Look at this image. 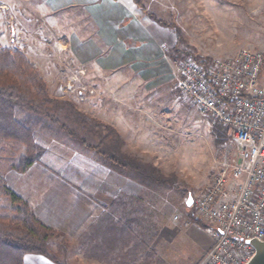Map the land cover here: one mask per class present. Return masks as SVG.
<instances>
[{
	"label": "crops",
	"instance_id": "0c3cea01",
	"mask_svg": "<svg viewBox=\"0 0 264 264\" xmlns=\"http://www.w3.org/2000/svg\"><path fill=\"white\" fill-rule=\"evenodd\" d=\"M19 1L29 4H16L12 11L7 4L11 0H0V39H10L12 20L31 22L28 18L32 14L24 13H28V5L46 19L60 11L79 9L81 28L84 25L91 33L73 35L69 42L59 44V52L72 63L81 64L83 83L94 93L78 91L73 101L80 103L83 113L110 125L124 142L122 150L144 163L161 165L159 159L168 142L164 130L169 132L172 117L168 108L156 112L155 104L161 101L159 93L165 83L173 80L176 64L162 51L167 42L162 28L140 12L133 0ZM46 83L49 88L58 87L55 81ZM39 146L42 154L38 161L16 174L39 183L43 203L33 205L34 213L45 225L62 231L72 246L79 247L81 264H196L212 244L210 234L188 217V224L178 216L177 220H182L174 222L169 215L157 224L153 217L149 222L157 190L112 170L90 151L71 158L43 159L47 149ZM16 193L21 196V192ZM187 197L177 200L176 208L183 213L187 212ZM96 247L99 254L91 251ZM31 262L54 264L39 255L24 256L23 264Z\"/></svg>",
	"mask_w": 264,
	"mask_h": 264
},
{
	"label": "rangeland",
	"instance_id": "374dc122",
	"mask_svg": "<svg viewBox=\"0 0 264 264\" xmlns=\"http://www.w3.org/2000/svg\"><path fill=\"white\" fill-rule=\"evenodd\" d=\"M140 1L147 11L160 19L174 23L181 30L185 39L184 42H186V45H182L180 49L189 52V54L197 55L198 58L209 61L213 58L231 57L240 48L264 52V0ZM20 3L22 5L29 4L27 1H24L23 4L19 0H11V3L7 4L14 11L13 6ZM26 8L29 14L24 12L25 16L32 14V18H28L31 22H23L22 20L20 22V19L16 22L12 20L9 28L10 39L8 32L5 31L8 39H0V46L23 52L35 68L39 72L42 71L47 81L57 82L58 87H48L50 96L69 100L76 105L78 110L81 109L80 103H76L72 99V96L77 95L79 90L76 89L71 94L69 91L64 92L63 89L67 90L65 85L72 83L74 78H78L83 83L85 71L78 61L72 63L66 55L60 54L59 49L61 47L59 44L65 43L67 40L69 42L73 35L75 37L87 35V33H91V30L88 27L87 29L84 28V25L81 28L82 22L79 19L81 15L77 14L78 8L74 12L73 10L60 11L52 19H46L36 13L34 7L28 5ZM15 9L19 8L15 7ZM139 10L143 13L140 7ZM37 19H42V23H37ZM156 27L162 28L161 30L167 34V42L163 43L162 51L170 59L173 53L172 47L176 41L173 31L158 24ZM0 30L2 32L3 28L0 27ZM188 58L196 59L189 55L183 59H178L177 62L185 61ZM174 67L173 80L165 83L164 89L159 93L161 101L155 104L156 112H159V109H170L172 121L168 126L169 132L167 129L164 130V137L168 142L164 147L165 150L162 151L163 158L159 159L161 165L153 166L158 168L161 175L167 180H171L174 185V188H163L154 192L152 198L154 209L152 214L149 213V222L153 217L156 224L158 221L165 220L168 215L171 219L174 217L173 221H181L182 219L187 221L186 213H183L182 209L181 212L176 208L177 200L179 198L183 200L182 198L187 195H191L192 198L198 195L211 181L219 161L227 157L235 147L231 138L225 133L224 126H212L206 117L198 114L196 108L182 97L175 87L177 80L174 77L178 75V67L176 66L177 72ZM41 76L43 77L42 74ZM46 80L44 79L45 82ZM166 132L169 135H166ZM174 132H179V134H174ZM36 142L38 145H43L45 150L47 149L43 159H61L64 156L71 158L83 152L78 145L70 141L71 144H64L60 140H54L44 130L37 133ZM61 147L63 151H61ZM2 158L4 163L0 165V175L8 187L13 189V192H21V196L16 194L28 204L30 202L29 206L34 213L33 205L43 203L41 196L44 192L40 190L39 183L30 181L28 177L19 176L18 174L21 173L16 174L17 172L8 170L7 165L14 160L13 153L4 152ZM136 158L140 160L139 157ZM71 168V172L74 173L73 167ZM35 216L37 217L36 214ZM175 216L182 219L177 220ZM54 230L58 231L61 236L50 239L48 248L59 263L81 264L78 258L79 247L72 246L62 231ZM92 249L94 250H89L99 254V247ZM73 255L76 259L74 263L72 262L73 257H71Z\"/></svg>",
	"mask_w": 264,
	"mask_h": 264
},
{
	"label": "built area",
	"instance_id": "2783aa9c",
	"mask_svg": "<svg viewBox=\"0 0 264 264\" xmlns=\"http://www.w3.org/2000/svg\"><path fill=\"white\" fill-rule=\"evenodd\" d=\"M175 63L176 89L235 145L193 198L194 217L212 238L196 264H248L250 242H264V52L240 48L231 57ZM71 82L64 92H94L78 78Z\"/></svg>",
	"mask_w": 264,
	"mask_h": 264
},
{
	"label": "trees",
	"instance_id": "16d2710c",
	"mask_svg": "<svg viewBox=\"0 0 264 264\" xmlns=\"http://www.w3.org/2000/svg\"><path fill=\"white\" fill-rule=\"evenodd\" d=\"M133 1L149 19L173 31V60L189 55L197 60V55L180 49L186 42L174 23L147 11L140 0ZM42 130L64 144L70 141L82 151H90L106 166L140 185L154 191L174 188L158 168L123 151L124 142L110 125L81 112L69 100L50 96L40 72L23 52L0 46V165L4 163V152L13 153L8 170L26 172L42 154L36 143L37 133ZM192 210L187 207L186 216L204 230L206 225L194 217ZM58 236V231L43 224L0 175V264H22L26 254L61 264L48 248L49 240Z\"/></svg>",
	"mask_w": 264,
	"mask_h": 264
},
{
	"label": "water",
	"instance_id": "95a60500",
	"mask_svg": "<svg viewBox=\"0 0 264 264\" xmlns=\"http://www.w3.org/2000/svg\"><path fill=\"white\" fill-rule=\"evenodd\" d=\"M191 198L192 203L189 204L187 201ZM186 206L188 208L192 207L193 204V198L191 195H188L186 198ZM250 244L255 249V254L253 255V258L249 261L248 264H264V242H258V241H251Z\"/></svg>",
	"mask_w": 264,
	"mask_h": 264
},
{
	"label": "snow or ice",
	"instance_id": "6c2138e0",
	"mask_svg": "<svg viewBox=\"0 0 264 264\" xmlns=\"http://www.w3.org/2000/svg\"><path fill=\"white\" fill-rule=\"evenodd\" d=\"M189 204H191L192 203V201H191V198H189V200L187 201Z\"/></svg>",
	"mask_w": 264,
	"mask_h": 264
}]
</instances>
